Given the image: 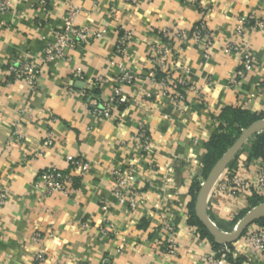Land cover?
Returning a JSON list of instances; mask_svg holds the SVG:
<instances>
[{"label": "crops", "instance_id": "crops-1", "mask_svg": "<svg viewBox=\"0 0 264 264\" xmlns=\"http://www.w3.org/2000/svg\"><path fill=\"white\" fill-rule=\"evenodd\" d=\"M7 1L12 9L0 15V190L8 195L0 207V264H203L214 247L193 222L190 190L200 189L210 172L204 176L215 135L236 138L246 120L264 119V0H48L47 12L39 0ZM71 11L74 25L93 33L88 43L47 63L33 89L13 81L9 68L37 64ZM245 15L263 26L245 29L252 67L240 79L242 57L232 48L240 40L237 19ZM200 22L213 35L207 49L166 35ZM163 48L185 68L190 85L179 107L160 83L167 77L158 68ZM122 71L134 78L126 105L109 120L92 118L87 104L108 99ZM143 126L151 143L146 155L135 141ZM262 132L242 146L209 194L207 217L223 234L264 203H256L264 194L255 190L264 157L254 155ZM50 170L72 174L69 194H47L37 185ZM118 171L132 173L130 188L141 193L134 211L116 194ZM242 182L247 186L237 192ZM106 222L114 229L103 235ZM165 225L177 233L172 254L162 249ZM263 228L264 218L232 243L231 264H264V253L255 254L247 241Z\"/></svg>", "mask_w": 264, "mask_h": 264}, {"label": "built area", "instance_id": "built-area-1", "mask_svg": "<svg viewBox=\"0 0 264 264\" xmlns=\"http://www.w3.org/2000/svg\"><path fill=\"white\" fill-rule=\"evenodd\" d=\"M49 5L50 2L48 0H39V8L41 11L47 12ZM11 9V4L7 0H0V15L9 12ZM75 15L76 11H71L68 22L60 29L52 32L53 41H47L45 43L43 58L37 64L18 62L17 65H13L9 68L13 81H23L30 89H33L36 80L39 78L40 73L47 63L64 59L69 51L80 48L88 43L93 33L85 27L74 25L73 18ZM237 22V31L240 35V40L232 50L241 54V63L236 75L240 79H245L249 76L252 67V52L245 40L244 32L247 26L255 29L262 27L263 23L256 15L238 17ZM166 35L167 37L174 36L182 45H186L189 40H196L202 42L207 49L213 43V35L207 29L204 22H200L190 32L173 31V33L168 32ZM120 43L123 44V41ZM172 54L169 48L161 49L157 59L158 68L164 73H167V77L161 80L160 83L165 88H171L173 90L171 94L172 98L177 107H179L187 91L190 90V85L184 76L186 72L185 68L179 64L173 63ZM171 72H179V77L176 79L170 77ZM155 76V72L149 74L150 79L153 81H155ZM133 80L134 78L129 72L122 71L115 79V86L108 99L99 101L93 98L87 104L88 114L97 120H109L114 117L117 110L126 105V89H128ZM92 96L93 94H91V97ZM135 141L141 154L146 155L151 152L150 134L147 126H143L138 130ZM79 168H81L83 172L89 169L86 164L79 165ZM131 175L132 173L129 171H118L119 178L116 194L120 199V203L126 205L129 210L134 211L137 209L141 193L134 192L130 188ZM37 185L47 194H69L71 186L73 185V176L68 172L58 170L45 171L39 175ZM238 185L236 187L237 192L243 191L245 186H247L243 182L238 183ZM255 190L257 193L264 194V158L261 159L260 162L258 182ZM7 199V193L0 190V207L5 206ZM106 224V227L102 231L103 235H108V231L114 229L113 225L109 222H106ZM163 228L167 234V241L162 244L163 252L172 254L176 250L178 244L176 229L173 225H165ZM247 241L255 254L264 253V228L249 232ZM38 259L41 258L39 257ZM202 261L203 264H231L228 259H219L215 252L206 254L202 258Z\"/></svg>", "mask_w": 264, "mask_h": 264}, {"label": "water", "instance_id": "water-1", "mask_svg": "<svg viewBox=\"0 0 264 264\" xmlns=\"http://www.w3.org/2000/svg\"><path fill=\"white\" fill-rule=\"evenodd\" d=\"M264 131V119L257 120L244 129L232 146L223 154L210 170L205 181L201 185L195 199L194 211L197 219L212 236V238L221 244H232L237 242L245 233L247 228L259 219L264 218V203L252 209L237 224L232 234L221 233L213 223L208 219L206 206L209 194L221 174L228 168L242 146L256 133Z\"/></svg>", "mask_w": 264, "mask_h": 264}, {"label": "trees", "instance_id": "trees-1", "mask_svg": "<svg viewBox=\"0 0 264 264\" xmlns=\"http://www.w3.org/2000/svg\"><path fill=\"white\" fill-rule=\"evenodd\" d=\"M259 120L257 117L250 118L246 120L243 125L244 129L250 126L252 123L255 121ZM240 134V132H239ZM238 137V136H237ZM236 137V138H237ZM256 147L254 149V155L259 156V157H264V132L257 134L256 136ZM236 138H233L230 135H215L211 141L208 144V150L209 154L208 157L205 160V167H204V176L208 174V172L211 170V168L214 166V164L220 159V157L226 152L227 148L231 146ZM199 191V186L194 185L191 190L190 194L193 198V203H195V199L197 197ZM264 202V198L259 197L257 199L256 203ZM191 214L193 215V222L195 223L196 226H198L199 230L201 231L203 237L209 239L213 243L214 247V252L216 256L219 259H228L230 263H232L233 257L231 254L232 251V244H221L216 242L212 236L207 232V230L203 227V225L199 222V220L196 218L194 210H193V205L191 208ZM242 217H239L236 219L234 222L235 225L241 220Z\"/></svg>", "mask_w": 264, "mask_h": 264}]
</instances>
